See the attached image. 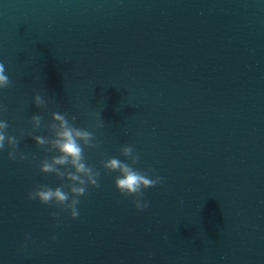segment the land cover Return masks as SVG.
I'll return each mask as SVG.
<instances>
[{
  "label": "water",
  "instance_id": "1",
  "mask_svg": "<svg viewBox=\"0 0 264 264\" xmlns=\"http://www.w3.org/2000/svg\"><path fill=\"white\" fill-rule=\"evenodd\" d=\"M0 62V116L27 155L0 153L2 264H264L261 0H0ZM53 112L97 144L84 156L100 187L77 219L28 199L62 183L39 171L56 153L32 138L52 137ZM125 145L164 178L144 211L102 167Z\"/></svg>",
  "mask_w": 264,
  "mask_h": 264
},
{
  "label": "clouds",
  "instance_id": "2",
  "mask_svg": "<svg viewBox=\"0 0 264 264\" xmlns=\"http://www.w3.org/2000/svg\"><path fill=\"white\" fill-rule=\"evenodd\" d=\"M264 3V0H261ZM10 86V79L6 73L5 65L0 62V91ZM35 105L44 107L48 100L42 95L34 96ZM4 111L3 105H0V113ZM97 128H103L104 122L98 119L96 113ZM51 125L52 137L44 135H35L33 140L41 148L54 150L55 155L51 159L45 158L39 161V171L43 174H54L61 180V184L55 188L46 184L37 185L34 190L28 194V199L38 200L43 205L61 206L64 211L70 214L72 219H77L80 215L78 206L81 203L80 198L86 195L89 187L99 188L100 171L89 164L84 156V149L96 148L95 136L87 128L76 126L72 123L67 114L53 112ZM33 129L41 127V116L34 114L31 117ZM8 121L0 116V153L7 149L9 160L27 159L25 153L18 151L19 140L15 135H9ZM121 153L125 160L117 157L105 159L102 162L103 169L109 172H117L115 187L117 191L125 197H134V206L137 211H144L149 207V202L143 199V192L161 184L164 180L159 175L152 174V169L141 171L134 167L139 160L140 154L131 145H125L121 148ZM131 161L129 163L128 161ZM53 219L59 223V215L54 213ZM31 239L30 234H25V241ZM56 239L55 236L52 237ZM26 247V244H25ZM2 264V262H0Z\"/></svg>",
  "mask_w": 264,
  "mask_h": 264
}]
</instances>
